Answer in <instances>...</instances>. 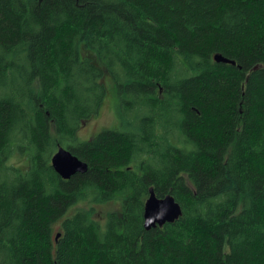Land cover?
<instances>
[{
  "label": "trees",
  "instance_id": "trees-1",
  "mask_svg": "<svg viewBox=\"0 0 264 264\" xmlns=\"http://www.w3.org/2000/svg\"><path fill=\"white\" fill-rule=\"evenodd\" d=\"M104 73L145 117L79 141ZM0 264H264V0H0Z\"/></svg>",
  "mask_w": 264,
  "mask_h": 264
},
{
  "label": "rangeland",
  "instance_id": "rangeland-1",
  "mask_svg": "<svg viewBox=\"0 0 264 264\" xmlns=\"http://www.w3.org/2000/svg\"><path fill=\"white\" fill-rule=\"evenodd\" d=\"M81 53L86 57L92 55V52L90 53V51L85 48L81 50ZM102 82H104V85L106 86V95L103 103L99 112L84 122L83 127L78 132V140H88L104 128H114L120 126L122 123H130L134 120L139 121L140 118L142 119L145 117L143 114L137 116L136 112L126 113L129 103L123 101L117 95L116 85L111 74L104 73ZM10 164L16 165L25 170L28 165L26 154L18 153L17 150L14 151L10 159ZM90 207L93 208V219L104 222L106 221L105 219L107 218L108 212L119 210L121 208V202L120 200L94 203L82 201L71 209L70 213L78 208ZM56 230L58 231L60 228H57Z\"/></svg>",
  "mask_w": 264,
  "mask_h": 264
},
{
  "label": "water",
  "instance_id": "water-1",
  "mask_svg": "<svg viewBox=\"0 0 264 264\" xmlns=\"http://www.w3.org/2000/svg\"><path fill=\"white\" fill-rule=\"evenodd\" d=\"M215 58L218 61L235 63L222 55H215ZM52 165L63 178H70L77 172H85L88 168L84 161L63 147H60L53 155ZM149 191V197L144 208V224L148 230L162 226L166 222L172 223L182 215V206L172 194L159 197L153 187Z\"/></svg>",
  "mask_w": 264,
  "mask_h": 264
},
{
  "label": "flooded vegetation",
  "instance_id": "flooded-vegetation-1",
  "mask_svg": "<svg viewBox=\"0 0 264 264\" xmlns=\"http://www.w3.org/2000/svg\"><path fill=\"white\" fill-rule=\"evenodd\" d=\"M89 119H90V118H89ZM87 120H88V119H87ZM84 122H85V121H84ZM84 122L81 124V126H80L79 129L77 130V138H78V132H79V130L83 127ZM118 127H119V126H116V127H114V128H118ZM114 128H104V129H102V130H105V129H114ZM102 130H101V131H102ZM99 132H100V131H99ZM99 132H98V133H99ZM98 133H97V134H98ZM95 135H96V134H95ZM95 135H94V136H95ZM92 137H93V136H92ZM92 137H91V138H92ZM91 138H90V139H91ZM90 139H88V140H90ZM79 141H87V140H79ZM60 147H63L64 149L69 150V151L71 152V150H70L68 147H65V146H59V148L57 149V151L60 149ZM57 151H56V152H57ZM56 152H55V153H56ZM55 153H54V154H55ZM26 156H27V155H26ZM27 160H28V157H27ZM51 163H52V159H51ZM52 166H53V165H52ZM53 168H54V167H53ZM55 171H56V170H55ZM58 174H59V173H58ZM61 177H62V176H61ZM62 178H63V177H62ZM64 179H68V178H64Z\"/></svg>",
  "mask_w": 264,
  "mask_h": 264
}]
</instances>
